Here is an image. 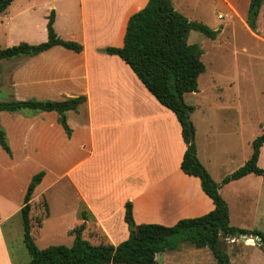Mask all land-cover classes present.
I'll return each mask as SVG.
<instances>
[{
  "label": "crops",
  "instance_id": "1",
  "mask_svg": "<svg viewBox=\"0 0 264 264\" xmlns=\"http://www.w3.org/2000/svg\"><path fill=\"white\" fill-rule=\"evenodd\" d=\"M224 1L230 7L234 6L230 0ZM91 2L50 0L55 12L57 35H60L58 23L61 12L70 13L68 17L72 19L80 16L83 20ZM148 2L113 0L111 22L95 20L96 26L92 32L86 20H83L81 34L70 28V38L66 41L82 44L83 52L75 53L55 46L34 57L9 60L12 62V70L7 71L10 72V80L0 84V89L8 84L15 101H63L87 96V102L78 111L67 112L71 137L59 123L56 112L3 111L0 113L1 125L8 136L9 128L4 122L6 118L11 128L22 127L13 128L22 138L38 141L54 154L60 172L53 183L65 181L67 187L74 189L75 199L86 217L84 220L82 216L81 224L86 221L87 230L98 229L114 245L127 240L130 234L125 221L128 202L133 205L137 225L173 226L182 219L201 217L215 208L212 200L203 192L200 179L185 174L181 169L187 146L176 115L156 100L120 57L104 52L108 47L123 46L129 18ZM172 2L174 8L183 14L190 13L181 6V0ZM13 3H20L21 9L10 14L8 8ZM13 3L3 12L11 26L16 25L20 11L25 9L22 8V0ZM91 12L96 13L94 7ZM241 19L247 26V16ZM47 24L48 17L46 31ZM31 25L28 23V27ZM32 33L35 32L27 33L24 39H29ZM43 37L47 41L48 32ZM6 62L8 60H0V64H9ZM57 136L61 140L59 145L54 141ZM207 150L205 145L199 144L198 158L212 176L210 165H218L213 163ZM11 151L12 155H9L0 147V264H14L8 238L15 234L12 222L21 213L26 191L34 177L29 176L21 199H17L14 183L19 178L21 164L16 151L12 148ZM41 168L44 166H39ZM44 171L46 175L33 196L55 185L47 183L49 171L47 168ZM240 180L226 186L230 188L231 184ZM247 195L242 194L241 198ZM46 216H49L48 210ZM110 221H115L118 226L121 242L113 240L108 228L113 225ZM246 251L243 249L236 255L230 253L231 263L254 264ZM157 261L159 264H216L209 248H196L186 241L179 242L174 250L158 254Z\"/></svg>",
  "mask_w": 264,
  "mask_h": 264
},
{
  "label": "rangeland",
  "instance_id": "2",
  "mask_svg": "<svg viewBox=\"0 0 264 264\" xmlns=\"http://www.w3.org/2000/svg\"><path fill=\"white\" fill-rule=\"evenodd\" d=\"M90 1L92 2L89 3L83 20H86L88 29L93 32L95 20L112 21L113 14L110 10L113 0ZM230 1L233 7L224 0H181V6L190 13L185 15L176 9L189 21L200 22L220 31L215 40L197 31L190 33L189 43L196 44L203 50L202 60L207 70L199 78L198 92L184 96L185 104L194 107L190 119L195 128L197 156L199 157V144L205 145L213 163L218 165H210L212 178L217 182L245 165L252 153V142L262 133L264 126V4L257 21V30L254 32L241 19L248 15L250 0ZM22 5L25 9L20 11V19L16 25L11 26L4 18V13H0V49L21 42L35 45L46 42L43 37L47 36L46 19L54 9L50 0H22ZM19 6L20 3H13L8 8L9 13L19 11ZM93 7L96 13L91 12ZM69 14L61 12L62 17L58 23V37L63 40H69L70 28L77 34L82 32V18L79 16L72 19L71 16L68 17ZM220 15L223 18H219ZM28 23L32 25L28 27ZM29 32L35 33L29 39H24ZM6 63L9 64H0V84L4 80H10V72L7 71L12 70V62L8 60ZM13 100L14 96L8 84L4 85L0 89V102ZM4 122L9 128V144L16 151L21 164L19 178L14 183L17 199H21L29 176H35L47 168V183L51 184L57 180L60 166L51 151L46 150L38 141L22 138L13 129L22 127L11 128L6 118ZM58 136L54 141L59 145L61 140ZM39 166L44 168L39 169ZM259 166L264 169V146L261 149ZM48 188L45 192L34 195L32 200L31 223L35 243L39 249L58 245L71 247L74 236L70 232L81 224L84 210L75 199L74 189L67 187L65 181ZM221 191L229 204L232 225L264 232L263 177L251 174L231 184L230 188L225 185ZM246 193L249 195L241 198ZM244 208L246 211H243ZM110 223H113L108 227L113 240L121 242L118 226L115 221ZM12 226L16 231L9 235L8 240L13 251V262L27 264L31 256L24 242L21 213L13 219ZM104 236L105 234L95 228L84 231V238L93 244H99ZM246 237L247 240L242 236L235 239L222 238L223 247L229 256L230 253L236 255L247 249L245 253L254 264H264V245L256 237ZM171 241L179 243V237H174Z\"/></svg>",
  "mask_w": 264,
  "mask_h": 264
},
{
  "label": "trees",
  "instance_id": "3",
  "mask_svg": "<svg viewBox=\"0 0 264 264\" xmlns=\"http://www.w3.org/2000/svg\"><path fill=\"white\" fill-rule=\"evenodd\" d=\"M15 0H0V13ZM264 0H250L247 26L254 32ZM55 12L48 17V40L40 44L21 42L0 49V60H13L19 57H34L61 46L75 53L84 50L76 41H66L58 37L55 28ZM197 31L215 40L220 31L209 26L189 21L179 13L172 0H149L146 7L134 13L127 23L122 47H108L104 52L120 57L135 73L145 88L156 100L172 111L182 128L183 140L187 146L181 169L201 181L203 192L212 200L215 208L201 217L178 221L173 226L161 224H139L133 217V205L126 204L125 221L130 228L127 240L118 245L107 241V236L99 244L84 238L86 221L72 229L74 244L71 247L58 245L39 249L32 235V198L35 189L41 184L46 173L36 174L26 191L24 206L21 209L24 242L31 256L27 264H159L157 255L165 250H174L178 243L171 241L179 237V242L188 241L196 248H209L216 264H232L228 252L223 247L222 238L239 236L256 237L264 245V232L249 230L232 225L230 208L221 195V189L233 181L254 174L264 178V169L259 166L261 149L264 146V126L262 133L252 142V155L243 167L227 175L222 181H215L197 156L195 128L190 119L193 106L186 105L184 96L198 92L199 78L206 72L202 60L204 54L200 46L189 43V35ZM87 96L68 98L63 101L0 102V113L6 112H56L65 133L71 137L72 130L67 122L68 111H78L87 102ZM0 145L12 155L5 130L0 119ZM48 210V209H47ZM83 219L86 220L85 215ZM41 226V222H38Z\"/></svg>",
  "mask_w": 264,
  "mask_h": 264
},
{
  "label": "water",
  "instance_id": "4",
  "mask_svg": "<svg viewBox=\"0 0 264 264\" xmlns=\"http://www.w3.org/2000/svg\"><path fill=\"white\" fill-rule=\"evenodd\" d=\"M134 227L133 226H131V229H133ZM245 240H247V237L246 236H242ZM256 245H257V243H256Z\"/></svg>",
  "mask_w": 264,
  "mask_h": 264
},
{
  "label": "built area",
  "instance_id": "5",
  "mask_svg": "<svg viewBox=\"0 0 264 264\" xmlns=\"http://www.w3.org/2000/svg\"><path fill=\"white\" fill-rule=\"evenodd\" d=\"M219 18H223V16L220 15Z\"/></svg>",
  "mask_w": 264,
  "mask_h": 264
}]
</instances>
